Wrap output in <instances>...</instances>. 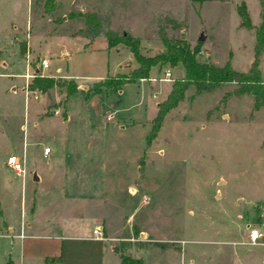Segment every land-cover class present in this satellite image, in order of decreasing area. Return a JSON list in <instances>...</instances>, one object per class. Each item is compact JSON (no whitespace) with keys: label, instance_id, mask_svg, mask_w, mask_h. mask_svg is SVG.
Segmentation results:
<instances>
[{"label":"rangeland","instance_id":"obj_1","mask_svg":"<svg viewBox=\"0 0 264 264\" xmlns=\"http://www.w3.org/2000/svg\"><path fill=\"white\" fill-rule=\"evenodd\" d=\"M26 1L0 0V263L123 264L121 255L138 260L124 264H263L264 244L247 242L250 227L264 226V108H252L250 93L232 95V82L199 90L190 84L146 145L155 101L166 95L159 86L182 76L179 63L156 64L153 80L127 82L119 91L86 97L77 89L66 120L64 86L30 91L26 84L35 68L57 79H68L66 72L88 89L127 72L135 59L124 44L106 47L104 30L127 31L143 54H155L163 47L161 16L174 19L163 32L196 47L197 59L228 60L246 71L264 0H53L51 9L44 0L28 7ZM241 5L249 27L241 23ZM85 11L102 23L59 25L61 15L83 19L78 12ZM33 32L37 40L28 51ZM25 61L29 73L22 77ZM257 66L264 80V43ZM165 70L169 78L160 82ZM107 114L112 119L104 123ZM129 119L143 123L119 127ZM9 154L23 157L24 174L6 164ZM109 164L124 166L129 182L115 177L100 185L97 176ZM95 226L104 227L103 239L92 237Z\"/></svg>","mask_w":264,"mask_h":264},{"label":"trees","instance_id":"obj_2","mask_svg":"<svg viewBox=\"0 0 264 264\" xmlns=\"http://www.w3.org/2000/svg\"><path fill=\"white\" fill-rule=\"evenodd\" d=\"M44 5L47 9L53 6V0H45ZM241 23L247 27L250 26L249 17L241 5L238 8ZM83 17L84 24L91 27H98L102 20L93 12H78ZM174 19L167 16L159 17L156 27L160 34L163 47L155 54L145 55L140 51L139 39L132 36L127 31L117 33L111 28L104 30L103 35L108 46H113L117 43L124 44L128 47L132 57L136 61L130 70L125 73H117L108 75L103 80L93 81L89 89L100 90L101 87L116 89L124 82L136 81L140 78L148 77L149 68L153 65L179 63L183 68L182 76L174 79L170 85L165 97L158 101L156 110L150 120V127L144 137L145 144L148 145L150 140L155 136L158 127L160 126L166 112L170 107H173L185 95V91L190 84L194 85L195 90L209 88L221 82H232L233 87L231 94L240 96L246 92L252 97V108H264V80L261 79L258 69V54L264 43V19L255 27L253 58L246 71L235 69L225 61L221 64L199 60L196 58L197 48H190L185 42L176 38H170L163 32V27L166 22H173ZM20 52L24 50V44L19 45ZM54 85L64 86L65 99L67 96L77 90V84L72 79H57L52 76H43L39 72H34L27 81L26 87L28 90L39 89L44 91ZM229 94V92H227ZM226 93V94H227ZM161 244V243H157ZM121 263H134L138 260H132L128 256L120 255ZM3 264H11L8 258Z\"/></svg>","mask_w":264,"mask_h":264},{"label":"crops","instance_id":"obj_3","mask_svg":"<svg viewBox=\"0 0 264 264\" xmlns=\"http://www.w3.org/2000/svg\"><path fill=\"white\" fill-rule=\"evenodd\" d=\"M33 1V0H32ZM45 1V0H44ZM56 1V3L58 4V0H55ZM27 2V7L29 6V5H31V0H27L26 1ZM35 2H36V0H34V4H35ZM54 2V1H53ZM71 3V0H69V2H68V4H70ZM96 5H94V7H92L91 6V8H92V10H94V11H96V12H98L99 14H102L104 17H107V18H111V14H110V12H109V10H107V11H104V10H102V9H99L98 7H95ZM31 7V6H30ZM31 8H33V11H34V13L36 12V9L34 8V7H31ZM32 10V9H31ZM75 10H79V11H83L84 10V8L82 7V8H78V7H76L75 8ZM61 17V21H60V24L59 25H61L62 26V28H63V30H64V28H66L65 26L69 23V21H73V22H75V24H79V25H83L84 24V20L82 19V18H73V19H69L68 20V18L66 17L65 18V16H63V15H61L60 16ZM37 21H38V18H37V16H36V14H35V19H34V22L35 23H37ZM60 27V26H59ZM35 32V31H34ZM31 33V35L25 40L26 42V46H27V50L29 51V46H32L33 44H34V41H35V39L37 38V34H35V33ZM66 32V31H65ZM71 33V35H74L72 32H70ZM37 40V39H36ZM91 40H93V38L91 39ZM90 40V41H91ZM15 41V40H14ZM90 41H88L87 43H89ZM16 43H17V41H15ZM85 43V42H84ZM83 43V44H84ZM18 44V43H17ZM105 44H106V47H108V48H112V46H108L107 45V43H106V39H105ZM18 49H19V45H18ZM23 52H24V50H23ZM22 52V53H23ZM2 48L0 47V58H3V56H2ZM19 53H21L20 52V49H19ZM21 53V54H22ZM62 54L63 55H65V51L64 52H62ZM130 56V55H129ZM4 63V64H3ZM25 63H26V66H25V70H24V72L22 73L23 74V76L22 77H24V76H26L27 77V75H28V71H29V66H28V64H27V62L25 61ZM49 63V60H47V66L49 65L48 64ZM3 66V65H5V62H4V60L3 59H0V66ZM153 67H154V65L153 66H151L150 68H149V73H148V76L149 77H147L148 78V80H153V79H151V72L153 71ZM58 68V72H60V67L59 66H55V68H54V70H56ZM37 68H35V72H37ZM164 72V71H163ZM64 75H66L67 77H68V79H72L73 80V78H70L69 76H68V74L66 73V72H62ZM116 73H113L112 75H115ZM164 74V73H163ZM101 78V77H100ZM97 79H99V78H97ZM96 79V80H97ZM139 80H142L141 78L139 79ZM168 79H160L159 81L160 82H162V81H167ZM74 81V80H73ZM95 81V80H94ZM136 81H138V80H136ZM136 81H133V82H136ZM75 82V81H74ZM93 82V81H92ZM139 82V81H138ZM91 83V82H90ZM124 83H127V82H124ZM124 83H122V84H124ZM163 84H161L160 86H159V88L162 90L163 89V92H165V93H167L168 92V90H169V88H170V85H168V84H166V83H164V82H162ZM89 83H80V84H77V89H80V90H82L83 92H84V94H85V96L86 97H88V94L89 93H92V92H96L95 90H91V89H88L87 88V85H88ZM14 86V85H13ZM13 86H11V88L13 87ZM86 86V87H85ZM15 87V86H14ZM111 90H117V91H119L120 90V87H118V88H116V89H113V88H105V87H101L100 88V90H97V91H103V92H107V91H111ZM31 91V90H30ZM69 96H70V94L67 96V98H66V111H65V118H64V120H66V118H67V101H68V98H69ZM156 104H157V101H155V110H156ZM115 111V110H114ZM104 116L105 115H103V118H102V120H103V122L105 123H107L108 121H110L111 119H112V115L110 116V118L109 119H105L104 118ZM151 120V118L149 119V121ZM123 123H120L119 124V127L120 128H125V127H127V126H131V125H134V124H137V123H143L142 121H140V120H133V119H129V120H127V121H122ZM123 148H127V147H129V145L127 144V143H123L122 145H121ZM46 147V146H45ZM44 147V148H45ZM144 150V149H143ZM49 151V150H48ZM48 151H47V153H48ZM143 152V151H142ZM118 160H121V161H125L124 163H126V161H127V158H125V157H118ZM109 167H110V169H109ZM109 167H108V169H107V167H105L104 168V171H102V173H100L98 176H97V182H99V184L101 185L102 184V186H104L105 185V182L107 181L106 179H108V181H111L112 182V180L114 181L115 179V177H117L118 179L119 178H121V180H124V183H126V182H129V179H130V177H129V179H125L124 177H125V175L124 174H122L123 173V171H125V168H124V166L121 168H119V169H117V170H114V168L115 167H112V165H110L109 164ZM131 167V166H130ZM130 167H128V169L130 168ZM131 169V168H130ZM129 169V170H130ZM35 173L33 172L32 173V177H33V175H34ZM36 175V174H35ZM37 176V175H36ZM108 176H110V177H108ZM38 177V176H37ZM108 177V178H107ZM36 180V179H35ZM104 197V194H102L101 195V197H99L100 199H102ZM98 198V199H99ZM32 222H30V223H28V226H32ZM103 224V223H102ZM104 227H102L101 229H103ZM11 234H12V236H18L19 238L20 237H22V236H19L18 234H19V232L18 233H15L14 231H12L11 232ZM5 235V234H4ZM11 236V235H10ZM103 239V238H102ZM45 257H47V256H45ZM10 259V258H9ZM11 260V259H10ZM260 261H261V263H263L264 264V258H261L260 259ZM0 264H3V262L2 263H0ZM11 264H12V261H11Z\"/></svg>","mask_w":264,"mask_h":264},{"label":"built area","instance_id":"obj_4","mask_svg":"<svg viewBox=\"0 0 264 264\" xmlns=\"http://www.w3.org/2000/svg\"><path fill=\"white\" fill-rule=\"evenodd\" d=\"M41 66L46 67L47 66V60L41 59ZM58 71V68L55 70ZM169 78V71H164V76L162 79H168ZM110 114L105 115V119L110 118ZM48 151V147H45L43 149V152L45 153ZM6 164L10 166L16 173L18 174H24L25 173V167H24V159L23 157L18 158L14 154H9L6 157ZM92 237L94 238H103L101 227L95 226L92 228ZM19 236H23L24 234L21 232L18 234ZM247 242L251 245H260L264 244V226H252L248 229L247 233Z\"/></svg>","mask_w":264,"mask_h":264},{"label":"water","instance_id":"obj_5","mask_svg":"<svg viewBox=\"0 0 264 264\" xmlns=\"http://www.w3.org/2000/svg\"><path fill=\"white\" fill-rule=\"evenodd\" d=\"M203 38L204 36L202 34L198 36V40H203ZM33 179H37V176L35 174L33 175Z\"/></svg>","mask_w":264,"mask_h":264}]
</instances>
